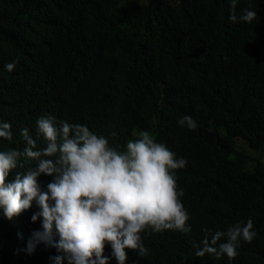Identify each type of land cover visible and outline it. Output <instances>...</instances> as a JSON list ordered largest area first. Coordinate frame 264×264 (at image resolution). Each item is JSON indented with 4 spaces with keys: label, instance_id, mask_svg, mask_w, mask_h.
Masks as SVG:
<instances>
[{
    "label": "trees",
    "instance_id": "1",
    "mask_svg": "<svg viewBox=\"0 0 264 264\" xmlns=\"http://www.w3.org/2000/svg\"><path fill=\"white\" fill-rule=\"evenodd\" d=\"M55 1L0 0V264H264V0ZM140 149L183 195L136 257Z\"/></svg>",
    "mask_w": 264,
    "mask_h": 264
},
{
    "label": "clouds",
    "instance_id": "2",
    "mask_svg": "<svg viewBox=\"0 0 264 264\" xmlns=\"http://www.w3.org/2000/svg\"><path fill=\"white\" fill-rule=\"evenodd\" d=\"M231 103L234 104L233 101ZM140 151L142 153H140L139 156L137 155L136 157H132L134 160H132V158H127L125 166L121 170L130 172L138 166H147L150 167V170H154V173L159 174L165 172L167 174H172L173 176L172 178L160 176L152 185L151 193L147 191L149 199H140L139 197L128 198L129 213L119 214V219H116V225L111 224L110 227L105 228L108 237L116 235L122 238L126 242V250L134 252L136 257H143L147 254L145 239L148 235H144L139 231V229L144 227V225H156L159 234L168 232L176 233L174 229L169 228L168 225L162 222L158 217H140V215L150 210L158 211L163 216H174L179 213L178 209L180 207L175 209L166 200L157 196L156 191H160L162 193H177L178 199H181L183 195V192L180 189L182 181L180 180V175L176 173L177 168L175 166L178 161L183 162V160L168 157L169 161L165 163H162L160 159H156L152 162L151 158L148 156L149 154L144 153L141 149ZM173 152L175 151L171 150L170 154ZM16 227H20V231L17 233L24 231L21 223H18ZM24 246L31 248L29 245Z\"/></svg>",
    "mask_w": 264,
    "mask_h": 264
},
{
    "label": "bare ground",
    "instance_id": "3",
    "mask_svg": "<svg viewBox=\"0 0 264 264\" xmlns=\"http://www.w3.org/2000/svg\"><path fill=\"white\" fill-rule=\"evenodd\" d=\"M55 1V0H54ZM58 1V0H57ZM3 2V1H2ZM56 2V1H55ZM56 4V3H55ZM43 6V5H42ZM47 6V5H46ZM53 8V7H52ZM62 14V13H61ZM32 17V16H31ZM30 20V19H29ZM67 21V20H66ZM27 28V27H26ZM163 44V43H162ZM163 46V45H162ZM160 47V46H159ZM160 50V49H159ZM241 96V95H240ZM246 103V102H245ZM236 104V103H235ZM243 108V107H242ZM245 111V110H244ZM250 115H251V113H250ZM259 117V116H258ZM184 124V123H183ZM246 124V123H245ZM257 124V123H256ZM238 125V124H237ZM96 126V125H95ZM240 126V125H239ZM255 126V125H254ZM247 127V126H246ZM244 128V127H243ZM69 130V129H68ZM240 131V130H239ZM58 134V133H57ZM249 134V133H248ZM252 134V133H251ZM260 134V133H259ZM242 135V134H241ZM240 135V136H241ZM74 136V135H73ZM84 136V135H83ZM54 137V136H53ZM75 137V136H74ZM245 137V136H244ZM181 138V137H180ZM254 138V137H253ZM256 139V138H255ZM258 139V138H257ZM178 140V139H177ZM206 140V139H205ZM208 140V139H207ZM207 140H206V143H207ZM220 140V139H219ZM217 141V140H216ZM261 141V140H260ZM53 142V141H52ZM201 142V141H200ZM204 142V141H203ZM263 142V141H262ZM197 143V142H196ZM202 143V142H201ZM233 143V142H232ZM264 143V142H263ZM167 144V143H166ZM232 144H230V146H231ZM194 146V145H193ZM163 148V147H162ZM203 148V147H202ZM231 148V147H230ZM234 148V147H233ZM69 149H71V148H69ZM196 149V148H195ZM41 150V149H40ZM86 150V149H85ZM223 150V149H222ZM243 151H245V150H243ZM258 151V150H257ZM208 152V151H207ZM194 153V152H193ZM242 153V152H241ZM195 154V153H194ZM199 154V153H198ZM237 154V153H236ZM209 155V154H208ZM182 157V156H181ZM194 158V157H193ZM202 158V157H201ZM208 158V157H207ZM211 159V158H210ZM239 160V159H238ZM247 160V159H246ZM201 161V160H200ZM199 162V161H198ZM53 163V162H52ZM235 163V162H234ZM221 164V163H220ZM259 164H260V162H259ZM48 165V164H47ZM213 165V164H212ZM49 166V165H48ZM231 166V165H230ZM245 166V165H244ZM248 166V165H247ZM232 167V166H231ZM255 167V166H254ZM221 168V167H220ZM239 168V167H238ZM247 169V168H246ZM221 170V169H220ZM256 170V169H255ZM258 170V169H257ZM234 174V173H233ZM230 175V174H229ZM232 175V174H231ZM253 176V175H252ZM206 178V177H205ZM240 178V177H239ZM241 179V178H240ZM248 180V179H247ZM261 180V179H260ZM260 180H258L259 182H260ZM244 181V180H243ZM235 183V182H234ZM254 183V182H253ZM217 184V183H216ZM215 184V185H216ZM234 185V184H233ZM243 187V186H242ZM210 188V187H209ZM238 188V187H237ZM236 188V189H237ZM244 188V187H243ZM188 189V188H187ZM203 189V188H202ZM239 190V189H238ZM198 191V190H197ZM203 191V190H202ZM230 191V190H229ZM234 191V190H233ZM232 191V192H233ZM188 192V191H187ZM258 193V192H257ZM218 195V194H217ZM199 196V195H198ZM198 199V198H197ZM253 200V199H252ZM258 200V199H257ZM262 203V202H261ZM229 204V203H228ZM249 204V203H248ZM256 204V203H255ZM260 204V203H259ZM263 204V203H262ZM233 206V205H232ZM239 207V206H238ZM242 207V206H241ZM232 208V207H231ZM251 208V207H250ZM232 210V209H231ZM9 211V210H8ZM229 212H230V210H229ZM259 212H260V210H259ZM264 212V211H263ZM248 213V212H247ZM7 214V213H6ZM251 214V213H250ZM239 217V216H238ZM264 218V217H263ZM245 219V218H244ZM253 219V218H252ZM262 219V218H261ZM264 221V220H263ZM26 222V223H25ZM22 225H23V228H24V230H28L29 229V223H28V221H27V216L25 217V221L23 222V223H21ZM227 224V223H226ZM260 226V225H259ZM219 230V229H218ZM253 230V229H252ZM195 231H196V229H195ZM258 231V230H257ZM220 232V231H219ZM256 232V231H255ZM225 233V232H224ZM250 233V232H249ZM245 234V233H244ZM222 235V234H221ZM262 235V234H261ZM26 237L28 236V234H26L25 235ZM251 236V235H250ZM255 237V236H254ZM261 237V236H260ZM239 238V237H238ZM224 239V238H223ZM263 239V238H262ZM212 240V239H211ZM235 240V239H234ZM231 241V240H230ZM240 243V242H239ZM223 244H224V241H223ZM233 244V243H232ZM216 245V244H215ZM241 245V244H240ZM234 248V247H233ZM186 250V249H185ZM192 250V249H191ZM195 250V249H194ZM190 253H192L191 251H190ZM152 254V253H151ZM157 255V254H156ZM154 256V255H153ZM210 257V256H209ZM222 257V256H221ZM183 258V257H182ZM193 258V257H192ZM165 259V258H164ZM201 259V258H200ZM167 260V259H166ZM220 260V259H219ZM145 261V260H144ZM162 261V260H161ZM217 261V260H216ZM163 262V261H162ZM187 262V261H186ZM160 263V262H159ZM158 264V263H157Z\"/></svg>",
    "mask_w": 264,
    "mask_h": 264
},
{
    "label": "rangeland",
    "instance_id": "4",
    "mask_svg": "<svg viewBox=\"0 0 264 264\" xmlns=\"http://www.w3.org/2000/svg\"><path fill=\"white\" fill-rule=\"evenodd\" d=\"M132 160H134V158H132ZM136 160V159H135Z\"/></svg>",
    "mask_w": 264,
    "mask_h": 264
}]
</instances>
